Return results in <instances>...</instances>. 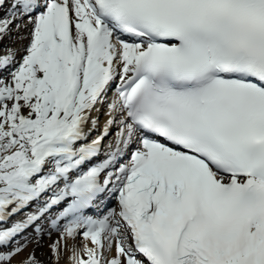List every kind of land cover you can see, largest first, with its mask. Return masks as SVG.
Segmentation results:
<instances>
[{"label": "snow or ice", "instance_id": "obj_1", "mask_svg": "<svg viewBox=\"0 0 264 264\" xmlns=\"http://www.w3.org/2000/svg\"><path fill=\"white\" fill-rule=\"evenodd\" d=\"M13 37L0 264H264V0H0Z\"/></svg>", "mask_w": 264, "mask_h": 264}, {"label": "bare ground", "instance_id": "obj_2", "mask_svg": "<svg viewBox=\"0 0 264 264\" xmlns=\"http://www.w3.org/2000/svg\"><path fill=\"white\" fill-rule=\"evenodd\" d=\"M20 43H21V44H22V43L26 44L27 41H26V40L18 41L19 46H21ZM19 46H14V47H19ZM31 234H32V233H31V230H30V231H29V235H31ZM53 238H55V237H53ZM43 243H44L45 247L42 248V249H37V255H40V253L43 252V253H45V255L42 256L41 258L44 259V260H47V255H46L47 252H48L47 244L50 243V241H49V240L47 239V237H46V238L44 239ZM32 247H33L32 245L29 246V251L31 250ZM27 255H28V252H27V251L24 252V253H22V256H27Z\"/></svg>", "mask_w": 264, "mask_h": 264}]
</instances>
